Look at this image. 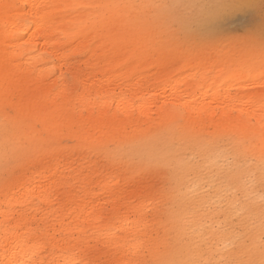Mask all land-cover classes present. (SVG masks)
<instances>
[{
	"label": "rangeland",
	"instance_id": "rangeland-1",
	"mask_svg": "<svg viewBox=\"0 0 264 264\" xmlns=\"http://www.w3.org/2000/svg\"><path fill=\"white\" fill-rule=\"evenodd\" d=\"M123 1L159 2L120 0ZM169 2L178 3L181 7L178 10H152L144 17L148 21L144 30L156 31L154 47L148 49L135 37L134 41L125 43V68L120 65L114 71L122 80L125 72V102L119 103L118 91H115L110 103H101L100 92L97 91L94 97L96 103L89 113L88 84L77 79L68 90L74 94L71 104L75 106L72 118L76 124L70 129L63 123V129L58 133L56 119L51 117L53 109L45 108L43 111L35 108L36 105L30 108L27 102L33 98V94L26 87L25 92L21 91L23 78L19 77L25 75L21 70L29 66L28 58L33 54L24 49L35 27L29 1L0 0V5L19 6L11 10L8 16L11 25L12 22L16 23L15 29L26 27L25 32H0V49L4 48L10 54L7 58L8 79L12 77L15 82L7 90L4 88L5 79H0V132L6 121L10 122L11 127L24 124L33 135L46 142L45 151L32 161L23 174L13 176L7 183L0 175V236L3 235L5 222L10 221L8 228L13 230L11 234L19 237L16 240L26 242L27 246L34 245L32 262L129 264V261L135 260L141 264H155L160 260L186 258L190 253V239L201 243V252H220L223 255L244 252L242 258L252 255L258 258L259 220L254 225L249 223L243 230L247 247L240 248L241 229L237 212L241 204L258 210L264 201V186L259 183L257 172L261 150L259 133L264 128V95H259L264 92V72L259 64L252 65L244 60L232 63L231 70L225 72L214 58L161 50L158 44L169 25L198 27L201 19H215L216 14L222 13L223 10L216 6L228 0ZM255 2L258 5L259 0ZM88 4L94 3L84 5ZM77 11L74 8L68 10L71 15ZM3 17L4 9L0 7V29L3 28ZM220 19H223L222 15ZM261 19L258 6L230 16L222 23L225 33L223 43L234 49L239 48L249 32H254L258 40ZM1 35L4 37L1 38ZM78 41L69 44L68 48L75 50ZM19 47L23 49L22 52ZM141 48L148 51L145 53L146 59L141 67L132 71L129 66L131 55L139 54ZM14 51L18 54H13ZM90 62L87 52L70 60L72 66L81 64L80 74L91 68ZM0 65V75L4 76L5 60ZM37 68L39 73L35 75L39 74L40 80L44 79V73H48V79L43 81L45 83L60 76L61 68L55 58L38 63ZM97 75L98 79L106 78L100 73ZM160 75L162 79L158 78ZM141 78L149 81L142 87V94L137 95L139 89L132 85ZM59 86L51 90L61 96ZM252 92L261 96L256 97L263 100L261 105L246 101L241 104L247 105L241 106L240 98ZM190 101V105L205 101L207 107L199 110L193 105L189 106ZM209 101H212V110ZM161 102H165L177 115L160 121L157 116ZM98 107L105 110L103 116L97 114ZM8 108L13 111L9 112ZM79 110H82L81 118ZM113 113L128 114L125 128L105 123L104 120ZM147 114H152L153 120L146 117ZM98 118L104 122L102 129H98ZM252 134H255V139ZM100 149L118 153L125 161L133 163H105ZM193 156L199 162V169L192 173L189 181L197 192L202 187H209L210 201L215 202L213 206L223 205L229 210L215 218L214 228H209L214 219L209 217L198 227L194 237L179 222L170 223L166 219L158 196L169 166L177 163L187 167L185 162ZM246 157H254L256 163L249 165ZM251 173H256L255 181ZM217 178L224 183H218ZM46 185L52 187L50 203H43L39 195L29 192L40 188L43 190ZM26 197L30 199L25 202ZM118 200L125 203V208L114 214ZM142 203L148 207L142 211L133 208V205L137 207ZM93 208L102 213L101 218L105 220L98 223L96 228L92 227L96 217ZM23 214L26 217L20 225H16L19 215ZM123 215L125 228L119 220ZM74 216H78L79 224L87 228H62V225L74 221ZM144 217L150 220L149 228H141L144 221L136 226ZM59 240L70 242L59 246ZM4 257L3 249H0V260Z\"/></svg>",
	"mask_w": 264,
	"mask_h": 264
},
{
	"label": "snow or ice",
	"instance_id": "snow-or-ice-1",
	"mask_svg": "<svg viewBox=\"0 0 264 264\" xmlns=\"http://www.w3.org/2000/svg\"><path fill=\"white\" fill-rule=\"evenodd\" d=\"M259 7L261 12V24L259 39H256L254 32L246 34V40L239 48H231L223 43L222 37L225 33L222 29V23L230 16L245 12L251 8ZM4 9L3 28L5 33L11 25V18L8 13L18 8V5L2 4ZM70 7L79 11L96 13L94 17H90L93 25L105 23L111 19L121 22L124 28H139L141 32L148 23L144 19L147 13L152 10H178L181 5L171 3L169 0H159L154 3H96L88 5H71ZM223 10L222 13L216 14V18L201 19L199 26L195 28L176 27L169 25L163 32V38L158 44L161 50L180 51L185 55L206 56L214 58L218 66H222L224 71L231 70V64L240 60H244L249 64H259L262 72H264V0H259L258 5L255 0H228L216 6ZM136 13L137 15H133ZM220 15L223 19H220ZM94 30V29H93ZM4 79L8 82L9 68L7 59L4 65ZM71 82V76H69ZM9 112L13 110L8 108ZM10 122L6 121L5 126L0 132V175L3 181L7 183L13 176L23 174L31 165L32 161L41 155L46 148V142L38 135H33L27 130V126L19 124L18 127L9 126ZM39 127V125H37ZM19 129V130H18ZM255 139V134H252ZM261 150L259 163L257 166L258 181L264 186V128L259 133ZM195 152L196 149L193 148ZM101 156L105 163L119 164L133 163L125 161L118 153L108 149H100ZM249 165L255 164L254 157H246ZM143 162V161H141ZM151 162V161H148ZM187 167L173 163L169 166L168 174L165 178L164 185L160 189L158 196L161 201V208L166 219L171 222H179L181 227L190 230L191 236H195L199 226L203 225L209 217L214 218L209 228L215 227V218L224 215L226 210L223 205H216L214 201H210L209 187H202L197 192L189 181L194 171L199 169V162L195 157H189L185 162ZM253 180L257 179L256 173H251ZM217 182L223 184L222 179L217 178ZM233 196L235 194L233 193ZM218 199H220L218 197ZM240 203L239 200L236 201ZM241 229L240 248L247 247L245 243L246 233L243 231L249 223L255 224L259 220L260 245L258 258L254 255L248 258H242L245 253H232L223 255L220 252L207 253L201 252V243L195 239L189 240L190 253L186 258L179 260H160L155 264H264V201L261 202L259 209L241 204L237 212ZM10 221L4 224L3 235L0 236V249H3L5 259L0 260V264H16L15 260L9 259L8 253L12 252L16 247L17 240L11 235L12 229L8 228ZM18 231V230H17ZM235 247V246H234ZM94 264V262H89ZM129 264H141L139 261H129Z\"/></svg>",
	"mask_w": 264,
	"mask_h": 264
},
{
	"label": "bare ground",
	"instance_id": "bare-ground-1",
	"mask_svg": "<svg viewBox=\"0 0 264 264\" xmlns=\"http://www.w3.org/2000/svg\"><path fill=\"white\" fill-rule=\"evenodd\" d=\"M29 1L30 11L32 13V20L34 21L35 27L32 33V38L28 40V45L24 49H28L33 52L32 56H29V66L21 71L25 72V75L20 76L19 79L23 78L21 82V91L25 92L28 88L33 94V98L29 99L30 108L38 109H53L51 113V117L56 119L55 125L58 129V133H60L63 129V123L65 126H69L70 129L76 124L75 119L72 118L74 114L75 106L71 104L73 101V95L68 92L71 88L70 85L77 79H82L85 84H88V92L89 95L87 97L88 101V110L91 113L92 106L96 103L95 94L97 91L100 92V102L101 103H110L113 100L114 95L117 93V99L120 104L125 102V85L123 81L125 80V72L122 74V79H118V75L114 74L115 69L123 65L125 68V43H129V41H134L135 39H140V42L144 43L145 46L149 49V47H154L156 43L153 41L155 38L156 31L154 29L143 31L139 28H124L121 26V22L116 19H111L105 23L93 25L90 21V17H94L93 13H87L85 11H77V13L71 15L68 10L71 9V5H84L85 3H119L120 0H25ZM125 2V1H123ZM16 23L12 22V26L8 31L13 33L17 32ZM94 29V30H93ZM4 31V28L1 27L0 32ZM20 32H25L26 27L21 28ZM4 35H1L3 38ZM135 37V39H134ZM3 40V39H1ZM75 40H79L75 46V50L71 51L68 46L69 44L75 43ZM20 52L23 51L21 47L18 48ZM133 51V50H132ZM130 52V54L132 53ZM87 52L88 60H90V67L86 72L80 74L79 70L81 69L80 65L72 66L70 64V60L72 57L80 56ZM148 52L144 50V48L140 49L139 54L131 55V60L129 62V66L132 71L138 69L142 66V62L145 61L146 56L145 53ZM13 54H18L16 51ZM20 54V53H19ZM10 56L9 52L4 48L0 49V63L6 60ZM16 56V55H15ZM55 58L58 61V64L61 68L60 76L53 79V81L49 83H45L48 79L47 74L44 73L41 79L38 78V63H46L52 61ZM74 59V58H73ZM89 64V63H87ZM16 65V63H15ZM19 64H17L18 66ZM1 66V65H0ZM36 69V71H34ZM125 71V69H124ZM98 73L104 75L103 77L98 79ZM163 75V74H162ZM162 75L158 78L162 79ZM69 76H71V82H69ZM97 77V78H96ZM4 76L1 74L0 79H3ZM17 80L18 82L20 80ZM46 79V80H45ZM61 84L59 86V82ZM149 81L146 78H141L135 82L134 85L137 91V95L142 94V87ZM15 83L12 81V77L8 79L7 84L5 83L4 88L9 89L11 84ZM59 86V92H62L61 96L57 92H52L51 88L55 86ZM36 87V88H35ZM36 89L35 93L33 89ZM130 90V89H129ZM132 91V90H130ZM133 92V91H132ZM260 92V91H259ZM35 95V97H34ZM259 95H264V92H260ZM257 93L252 92L247 96H242L240 98V104L243 102L250 103L254 102L260 103L263 100H259L256 97H261ZM32 96V95H30ZM61 99V101H58ZM259 100V101H258ZM187 102V101H186ZM185 102V104H187ZM192 101L189 102V106L197 107L199 110L201 108H206L207 105L205 101H199L190 105ZM212 101H209V108L212 110L213 104ZM264 102L262 103V105ZM188 105V104H187ZM247 104H241L244 106ZM74 106V108L72 107ZM158 118L161 121H166L172 119L177 114H175L174 110L171 107H167L165 102H161L158 106ZM79 116L82 117V110H79ZM105 110H101L98 107L97 114L103 116L105 114ZM264 115V111L262 112ZM128 114H116L113 113L109 115L105 121L106 124L116 126H122L125 128V121H128ZM152 114H147L146 117L152 119ZM91 116V115H90ZM98 129L104 128V122L101 118L96 119ZM101 122V123H100ZM123 129V128H121ZM120 129V130H121ZM52 187L44 186L43 190L36 189L33 191H29L41 197V201L50 203L52 201L50 194L52 193ZM30 197H26L24 201H28ZM33 199V198H32ZM43 202V203H44ZM129 205H132L130 203ZM148 205H143L133 208L137 211L144 210ZM125 208V203L118 200L115 205L114 214L120 213ZM101 210V209H99ZM93 213L96 214V217L93 221L94 225L92 227H97L98 223H103L105 220L101 218L102 213L93 208ZM102 212V211H101ZM26 216L19 215V218L16 220V225H20L19 223ZM119 220L122 221L121 226L125 228V215H123ZM147 220V221H145ZM142 221L143 224L141 223ZM141 223V228H149L150 220L144 217L142 220H139L136 223V226H139ZM135 226V225H134ZM62 228H66L70 230V228H87L85 225L79 224L78 216H74V221L68 222L62 225ZM133 228V227H131ZM14 239H19L15 234H11ZM70 240H59L58 245L61 246L63 244H68ZM34 245L27 246L24 241H17L16 247L13 248L12 252L8 253L9 259L15 260L16 264H42L43 260H34L32 262V258L34 253ZM5 259V257L3 258ZM45 264V263H43Z\"/></svg>",
	"mask_w": 264,
	"mask_h": 264
}]
</instances>
